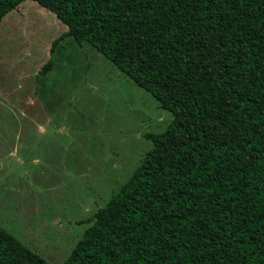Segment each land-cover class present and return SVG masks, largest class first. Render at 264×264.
Here are the masks:
<instances>
[{"label": "trees", "instance_id": "trees-1", "mask_svg": "<svg viewBox=\"0 0 264 264\" xmlns=\"http://www.w3.org/2000/svg\"><path fill=\"white\" fill-rule=\"evenodd\" d=\"M30 1L172 115L61 264H264V0ZM0 264L48 262L0 226Z\"/></svg>", "mask_w": 264, "mask_h": 264}, {"label": "rangeland", "instance_id": "rangeland-1", "mask_svg": "<svg viewBox=\"0 0 264 264\" xmlns=\"http://www.w3.org/2000/svg\"><path fill=\"white\" fill-rule=\"evenodd\" d=\"M65 32L30 0L0 22V226L48 264L70 255L172 119L89 43L53 46Z\"/></svg>", "mask_w": 264, "mask_h": 264}]
</instances>
